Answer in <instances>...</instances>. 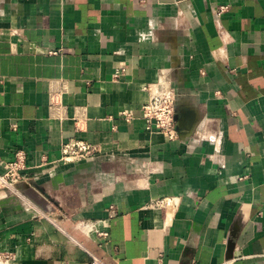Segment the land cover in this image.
Segmentation results:
<instances>
[{"label": "crops", "instance_id": "0c3cea01", "mask_svg": "<svg viewBox=\"0 0 264 264\" xmlns=\"http://www.w3.org/2000/svg\"><path fill=\"white\" fill-rule=\"evenodd\" d=\"M162 73L178 139L141 118ZM76 139L100 151L60 161ZM18 151L13 264H264V0H0V159Z\"/></svg>", "mask_w": 264, "mask_h": 264}, {"label": "built area", "instance_id": "2783aa9c", "mask_svg": "<svg viewBox=\"0 0 264 264\" xmlns=\"http://www.w3.org/2000/svg\"><path fill=\"white\" fill-rule=\"evenodd\" d=\"M228 9V6H218L217 13L221 14ZM125 68H119L114 73V78L121 77ZM149 99L141 107V118L145 122V127L151 132H160L169 139L180 138V131L176 125V103L177 89L173 80L166 74L162 73L158 80L147 86ZM126 119L133 118L132 111L123 113ZM100 151L96 144L89 143L85 140H70L62 144L60 161L74 162L88 159ZM0 190H7L19 194L18 184L26 178L25 170L27 169L26 155L24 151H18L15 159L12 161H3L0 159ZM180 196H165L153 198L144 207L155 210H171L176 208L180 203ZM116 211L114 205L110 207V217L114 216ZM101 238L108 237V231L91 228ZM90 232V231H89ZM15 260L14 253L9 250L0 251V264H13ZM92 264H106L102 259L93 255Z\"/></svg>", "mask_w": 264, "mask_h": 264}, {"label": "water", "instance_id": "95a60500", "mask_svg": "<svg viewBox=\"0 0 264 264\" xmlns=\"http://www.w3.org/2000/svg\"><path fill=\"white\" fill-rule=\"evenodd\" d=\"M235 244H236L235 239H230V241L228 242V246L231 252L232 250H234Z\"/></svg>", "mask_w": 264, "mask_h": 264}]
</instances>
